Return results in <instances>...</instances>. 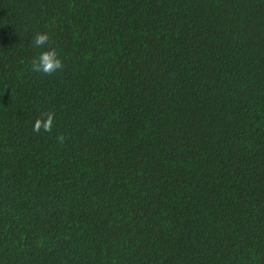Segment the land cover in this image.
<instances>
[{
    "label": "trees",
    "instance_id": "16d2710c",
    "mask_svg": "<svg viewBox=\"0 0 264 264\" xmlns=\"http://www.w3.org/2000/svg\"><path fill=\"white\" fill-rule=\"evenodd\" d=\"M0 264H264V0H0Z\"/></svg>",
    "mask_w": 264,
    "mask_h": 264
},
{
    "label": "clouds",
    "instance_id": "9594fccd",
    "mask_svg": "<svg viewBox=\"0 0 264 264\" xmlns=\"http://www.w3.org/2000/svg\"><path fill=\"white\" fill-rule=\"evenodd\" d=\"M49 40V34L47 32H37L33 37V45L34 46H43L46 45ZM31 67L34 71L52 74L58 69L62 67L61 57L58 54L55 48L44 47L42 48L38 54L32 58ZM51 123V114L48 115V118L44 121V128H49ZM40 126V121L37 120L34 128H38Z\"/></svg>",
    "mask_w": 264,
    "mask_h": 264
}]
</instances>
